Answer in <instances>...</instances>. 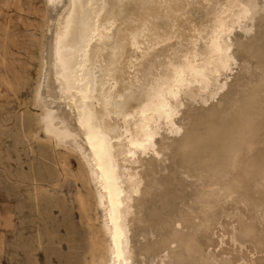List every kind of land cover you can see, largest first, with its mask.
Returning <instances> with one entry per match:
<instances>
[{
	"label": "bare ground",
	"instance_id": "obj_1",
	"mask_svg": "<svg viewBox=\"0 0 264 264\" xmlns=\"http://www.w3.org/2000/svg\"><path fill=\"white\" fill-rule=\"evenodd\" d=\"M44 5L25 115L76 158L94 264H264V0Z\"/></svg>",
	"mask_w": 264,
	"mask_h": 264
},
{
	"label": "rangeland",
	"instance_id": "obj_2",
	"mask_svg": "<svg viewBox=\"0 0 264 264\" xmlns=\"http://www.w3.org/2000/svg\"><path fill=\"white\" fill-rule=\"evenodd\" d=\"M45 14L44 0H0V79L14 89L0 83V264H94L101 214L76 158L52 154L42 133L31 135L25 115L34 111Z\"/></svg>",
	"mask_w": 264,
	"mask_h": 264
},
{
	"label": "snow or ice",
	"instance_id": "obj_3",
	"mask_svg": "<svg viewBox=\"0 0 264 264\" xmlns=\"http://www.w3.org/2000/svg\"><path fill=\"white\" fill-rule=\"evenodd\" d=\"M183 75V70L182 69H177L175 70V72L173 73V77L174 79H179V77H181ZM83 82V81H81ZM107 103V101H106ZM146 107V106H145ZM87 130H93L95 128V123H89L87 126H86ZM97 131H99L97 129Z\"/></svg>",
	"mask_w": 264,
	"mask_h": 264
}]
</instances>
